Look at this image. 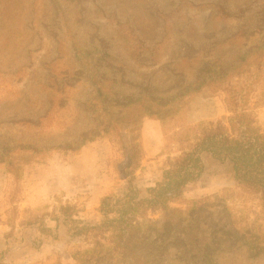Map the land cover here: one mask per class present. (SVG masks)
Here are the masks:
<instances>
[{"label": "rangeland", "instance_id": "obj_1", "mask_svg": "<svg viewBox=\"0 0 264 264\" xmlns=\"http://www.w3.org/2000/svg\"><path fill=\"white\" fill-rule=\"evenodd\" d=\"M260 46L264 0H0V264H264L259 193L206 154L169 204L170 232L150 213L130 254L52 219L65 204L101 219V197L127 185L121 142L142 194L166 155L226 123L227 84L248 82L245 106L263 125ZM110 120L116 130L95 136ZM41 217L51 235L27 223Z\"/></svg>", "mask_w": 264, "mask_h": 264}, {"label": "trees", "instance_id": "obj_2", "mask_svg": "<svg viewBox=\"0 0 264 264\" xmlns=\"http://www.w3.org/2000/svg\"><path fill=\"white\" fill-rule=\"evenodd\" d=\"M258 50H264V47L260 46ZM94 84L98 87L97 83ZM210 84L219 86L216 81ZM246 84L247 81L239 87L226 85L225 105L229 113L226 123L210 121L178 154L173 157L166 155L158 168V175L142 190V194L133 183L135 171L140 167L137 154L133 148L126 150L121 142L128 159L124 169L127 185L120 193L101 197V219L95 223L83 221L79 217L80 209L74 204L60 205L52 219L57 224L62 217L63 224L67 225V234L72 238L107 236V246L111 251L119 255L130 254L144 238L139 234L142 228L152 226L150 213L161 211L158 230L162 233H169L173 228L174 212L169 204L180 199L186 187L202 177L205 169L203 154L220 163L228 162L235 183L256 190L264 208V128L258 125L255 115L245 106ZM115 130L116 124L110 120L95 136ZM27 223L35 224L40 234H52L51 227L42 217ZM95 243L98 244L99 240ZM83 263L78 259L74 264Z\"/></svg>", "mask_w": 264, "mask_h": 264}, {"label": "crops", "instance_id": "obj_3", "mask_svg": "<svg viewBox=\"0 0 264 264\" xmlns=\"http://www.w3.org/2000/svg\"><path fill=\"white\" fill-rule=\"evenodd\" d=\"M262 115L264 114V109H263V111H262V113H261ZM261 114H260V117H261ZM258 119H259V117H257ZM256 118V119H257ZM260 121V120H259ZM258 122V121H257ZM261 123V122H260ZM263 128H264V124L263 125H261ZM150 140H152V141H154L155 142V145H156V147H157V145H158V142H159V140H160V138H161V130H160V128H156V129H152V131H151V133H150Z\"/></svg>", "mask_w": 264, "mask_h": 264}]
</instances>
